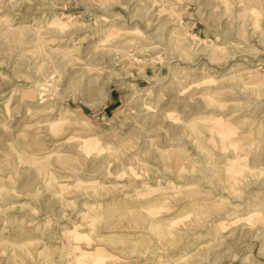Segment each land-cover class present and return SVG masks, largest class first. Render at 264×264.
I'll return each mask as SVG.
<instances>
[{
    "label": "rangeland",
    "instance_id": "obj_1",
    "mask_svg": "<svg viewBox=\"0 0 264 264\" xmlns=\"http://www.w3.org/2000/svg\"><path fill=\"white\" fill-rule=\"evenodd\" d=\"M0 264H264V0H0Z\"/></svg>",
    "mask_w": 264,
    "mask_h": 264
}]
</instances>
